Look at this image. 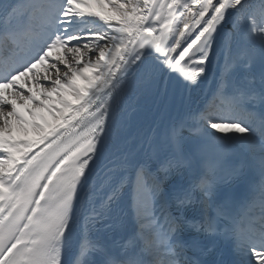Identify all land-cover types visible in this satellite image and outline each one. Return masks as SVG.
I'll return each instance as SVG.
<instances>
[{"label": "snow or ice", "instance_id": "obj_1", "mask_svg": "<svg viewBox=\"0 0 264 264\" xmlns=\"http://www.w3.org/2000/svg\"><path fill=\"white\" fill-rule=\"evenodd\" d=\"M236 31L264 52V0H0V264H264V186L258 215L217 193L242 174L236 145L264 173V60L259 90L225 65L206 131L185 143L173 127L156 173L119 143L123 96L199 87ZM193 160L206 171L185 187ZM169 180L156 249L144 226ZM219 239L238 260L205 259Z\"/></svg>", "mask_w": 264, "mask_h": 264}, {"label": "bare ground", "instance_id": "obj_2", "mask_svg": "<svg viewBox=\"0 0 264 264\" xmlns=\"http://www.w3.org/2000/svg\"><path fill=\"white\" fill-rule=\"evenodd\" d=\"M252 1H255V0H250V2H252ZM96 8H98V6H96ZM231 29H232L231 25H229V28L226 29V31L230 32ZM233 31L234 30L232 29V32ZM238 34H239V31H236L235 35H238ZM220 45L218 46L217 50L220 48ZM257 47H258L257 54L260 58L259 60L261 63L262 60H264V52L261 51L258 44H257ZM221 63H223V61H221ZM156 94L159 95V97L161 96L160 95L161 92H153L150 95L149 94H141V95L144 96L143 101L145 102V100H147V99L154 98ZM134 95L135 94L129 93V94H126L125 96H134ZM141 103H142V101H138L136 103V106H141ZM141 107H144V106H141ZM49 119L51 120L50 117H49ZM154 120H155L154 116H152L151 114L145 113L144 110L137 112L135 117L131 119L132 126H133V128H135L133 130V143H132V145L136 149V152L133 153L132 151H129V150L127 152L130 154V156L134 160L142 159L141 157L145 154V149H143L144 143H145L144 136L152 128L151 126L153 125ZM120 125H121V132H120V137H119V143L121 145L124 141L123 134L125 135V133H127V130L125 128H123L121 121H120ZM149 213H152L151 215H154L156 217V219L152 224H145V226H144V239L153 245L155 242V237H156L157 233L160 232L165 227V223L163 221L164 217L166 216L165 215L166 214L165 202L159 201L158 204L151 206V211ZM151 215H149V216H151ZM156 225H158L159 227H156ZM153 247H154V245H153Z\"/></svg>", "mask_w": 264, "mask_h": 264}]
</instances>
